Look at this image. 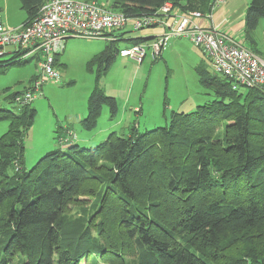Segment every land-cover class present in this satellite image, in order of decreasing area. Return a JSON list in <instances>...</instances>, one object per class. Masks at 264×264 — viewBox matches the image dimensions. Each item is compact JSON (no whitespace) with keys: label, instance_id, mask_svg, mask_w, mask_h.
<instances>
[{"label":"trees","instance_id":"trees-1","mask_svg":"<svg viewBox=\"0 0 264 264\" xmlns=\"http://www.w3.org/2000/svg\"><path fill=\"white\" fill-rule=\"evenodd\" d=\"M19 1L27 21L44 0ZM165 1L183 10L211 8V0H107L131 15ZM244 15L249 36L264 17V0H249ZM113 45L90 58L98 75L109 70ZM21 56L15 50L12 59ZM195 70L215 99L172 111L169 125L133 126L128 135L111 131L87 148L65 142L71 133L64 127L59 141L68 147L45 152L30 169L22 163L23 136L36 109L13 102L19 91L7 94L14 104L0 108V121H8L0 135V230L9 231L0 264L17 255L24 258L20 264H80L96 254L108 264H264V93L232 88L202 65ZM87 97L79 122L84 129L96 126L103 105L115 116V98L98 85ZM102 183L90 220L64 222L68 205L95 194ZM131 255L132 261L124 260Z\"/></svg>","mask_w":264,"mask_h":264},{"label":"rangeland","instance_id":"rangeland-1","mask_svg":"<svg viewBox=\"0 0 264 264\" xmlns=\"http://www.w3.org/2000/svg\"><path fill=\"white\" fill-rule=\"evenodd\" d=\"M248 1L237 0L228 17H220L218 25L214 23V26L222 24L223 32L236 36L237 40L244 42L246 48L254 50L264 59V17L259 19L256 28L248 36L244 18ZM99 2L110 5L107 0ZM0 7L2 16L8 21H25L27 15L19 0H0ZM218 8L215 7L212 13H217ZM123 31L130 32L124 36L121 33L114 34L116 40H113V46L117 50L128 47L130 41L126 40L127 35L136 32L129 28ZM109 43V39L103 37L69 36L65 39L63 49L53 64L59 73V81L43 84V95L32 101L36 115L23 136L22 163L26 169H30L45 152L68 147L65 142L59 141L60 136L66 135L62 131L64 127L70 128L71 139L79 140L78 144L87 148L103 141L111 131L118 135H128L133 126L138 131H145L169 125L172 111H190L196 105L216 98L213 90L200 84L195 70V67L202 65L212 72L208 59L188 38L172 37L156 59L150 57L151 50L147 48L141 63L116 54L109 70L98 75L97 65L90 64V58ZM9 50L10 52L0 56V108L7 109L12 108L13 103L4 97L27 88L37 67L35 57L12 59L14 50L11 47ZM96 85L105 94L115 98L117 112L114 117H110L109 107L103 105L96 126L86 130L79 122L86 115L87 96ZM7 125V120L0 121V135L6 131ZM222 127L217 130L220 132ZM103 186L102 183L96 193L89 197L77 196V202L68 205L64 222L79 223L90 220L99 203ZM8 231L4 228L0 230V257L1 246ZM91 232L97 238V233ZM179 237L180 233H177L176 239L179 240ZM134 257L127 256L124 260L129 262ZM23 261L24 258L17 255L10 264H20ZM80 264L108 263L96 254Z\"/></svg>","mask_w":264,"mask_h":264},{"label":"built area","instance_id":"built-area-1","mask_svg":"<svg viewBox=\"0 0 264 264\" xmlns=\"http://www.w3.org/2000/svg\"><path fill=\"white\" fill-rule=\"evenodd\" d=\"M225 2L227 0H211L210 11L201 12L183 10L165 1L153 11L131 15L97 0H44L35 15L13 28L4 25L0 13V56L8 53L11 47L22 52L21 58L32 55L37 59L30 85L12 100L16 105L32 103L43 95V84L59 81L53 64L69 36L103 37L113 41L115 33L124 36L130 32L123 31L126 28L133 31L152 29L155 33L149 42L131 43L116 49L120 57L141 63L149 48L150 57L155 59L169 39L185 37L205 55L212 73L228 79L232 88L243 86L264 93V60L236 38L210 24L212 10Z\"/></svg>","mask_w":264,"mask_h":264},{"label":"crops","instance_id":"crops-1","mask_svg":"<svg viewBox=\"0 0 264 264\" xmlns=\"http://www.w3.org/2000/svg\"><path fill=\"white\" fill-rule=\"evenodd\" d=\"M236 1L237 0H227V2H225V4H223V5H220V6H218L219 8H218V11H217V13H212V18L210 19V24L215 28V29H219L220 31H224L222 28H221V25L222 24H220L219 26H214V23L216 24V25H218V23H219V19H220V17H225V16H227L229 13H230V11H233V8L235 7V5L237 4L236 3ZM0 13H1V16H2V11H1V7H0ZM225 15V16H224ZM228 17V16H227ZM26 19V18H25ZM2 20H3V23H4V25H6L7 27H10V28H13V27H17L18 26V24L20 25L24 20H21V21H17V22H13V21H8V19L6 18V17H3L2 16ZM154 31L152 30V29H143V30H141V31H136L134 34L132 33V35H127V39L126 40H128V41H130V44H131V41L132 40H130V38L132 39V38H136V37H141V38H145V42H149L150 40H151V38H148V37H151V35H154ZM225 33V32H224ZM229 35H231L232 36V34H229ZM126 36V35H125ZM130 37V38H129ZM233 37V36H232ZM234 38H236V36H234L233 37V39ZM236 40H237V38H236ZM237 41H239L241 44H243L244 45V42H241L240 40H237ZM245 46V45H244ZM248 48V47H247ZM10 49V48H9ZM9 49H7V52H10V50ZM31 57H35V56H28V57H25V59H27V58H31ZM261 57V56H260ZM36 58V57H35ZM56 58H57V55H56ZM56 58H55V60H56ZM262 58V57H261ZM263 59V58H262ZM54 60V61H55ZM264 60V59H263ZM191 104H193V102L191 103ZM193 110V109H192ZM191 111V110H190ZM183 112H188V111H183ZM71 131V130H70ZM71 142V143H77L78 144V141L79 140H77V139H71L70 140V137L69 138H66L65 139V142ZM67 145V144H66ZM63 149V148H62Z\"/></svg>","mask_w":264,"mask_h":264}]
</instances>
